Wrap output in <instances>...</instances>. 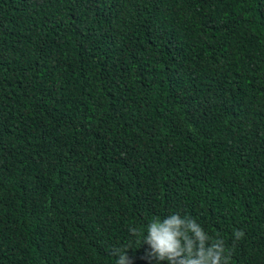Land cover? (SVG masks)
I'll use <instances>...</instances> for the list:
<instances>
[{
  "label": "trees",
  "instance_id": "obj_1",
  "mask_svg": "<svg viewBox=\"0 0 264 264\" xmlns=\"http://www.w3.org/2000/svg\"><path fill=\"white\" fill-rule=\"evenodd\" d=\"M173 212L264 264V0H0V264H149Z\"/></svg>",
  "mask_w": 264,
  "mask_h": 264
},
{
  "label": "clouds",
  "instance_id": "obj_2",
  "mask_svg": "<svg viewBox=\"0 0 264 264\" xmlns=\"http://www.w3.org/2000/svg\"><path fill=\"white\" fill-rule=\"evenodd\" d=\"M129 232L140 237V246H148L149 264L152 261L155 264H231L232 253L226 249L224 239L210 236L190 215L173 212L163 218L154 217L143 232L135 227ZM243 235L237 230L235 240H240ZM129 248H112L109 254L116 258V264H130Z\"/></svg>",
  "mask_w": 264,
  "mask_h": 264
}]
</instances>
